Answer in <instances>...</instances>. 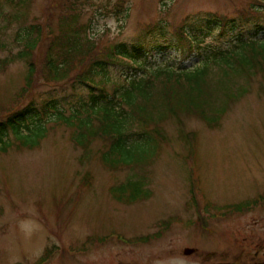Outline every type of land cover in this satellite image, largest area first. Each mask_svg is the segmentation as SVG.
<instances>
[{
    "label": "rangeland",
    "instance_id": "1",
    "mask_svg": "<svg viewBox=\"0 0 264 264\" xmlns=\"http://www.w3.org/2000/svg\"><path fill=\"white\" fill-rule=\"evenodd\" d=\"M252 2L73 0L65 4V0H32L24 24H38L46 33L35 51L39 70L34 89L27 96H19L27 75L24 62L13 63L0 72V115L25 106L31 98L39 101L54 95L71 97L69 84L64 87L42 82L41 63L51 33L59 35L64 23L74 15L80 26H88L87 36L98 40V49L117 42H141L151 49L162 43L143 37L151 24L166 25L172 37L186 20L216 14L236 18L246 13ZM10 11L8 6H2L3 13ZM4 25L1 18L0 37L10 49H0V60L17 51L11 46L20 26L4 29ZM248 27L243 26V30ZM211 29L207 44L230 45V34L219 41V29ZM259 37L263 39L264 32ZM151 53L161 60L175 58L176 63L187 68L198 62L197 57L178 47L168 49L164 57L158 49ZM119 73L115 68L109 71L112 79H118ZM258 79L251 93L231 109L219 128L210 129L196 117L184 118L185 130L195 134L190 146L180 140L176 124L167 122L164 127L169 144L162 147L149 166L152 195L131 205L115 201L110 188L135 171L130 166L108 170L97 158V151L103 149L100 140L92 145L95 155L81 164L83 150L73 143L72 129L64 124L48 123L45 138L35 147L13 146L0 151V264H34L53 246L59 249L47 264H200L201 260L196 259L198 251L192 255L189 249L200 247L197 235L204 224L211 231L203 232L208 237L200 238L202 248L212 245L216 238H232L235 232H242L246 223L253 232H261L264 80ZM87 174L92 176L87 182L89 187L83 183ZM254 200L258 202L248 209L232 210L235 205ZM165 223L174 225L163 233ZM159 231V238L147 240L148 234ZM136 238L147 241L137 243L133 241Z\"/></svg>",
    "mask_w": 264,
    "mask_h": 264
},
{
    "label": "trees",
    "instance_id": "2",
    "mask_svg": "<svg viewBox=\"0 0 264 264\" xmlns=\"http://www.w3.org/2000/svg\"><path fill=\"white\" fill-rule=\"evenodd\" d=\"M31 1L0 0L4 29L20 25L11 46L17 51L0 60V72L18 61L27 65L21 97L34 89L39 70L35 51L46 35L38 24H24ZM72 1L65 0V4ZM3 5L11 11L3 13ZM76 17L64 23L59 35L53 31L51 40L47 38L49 43L41 63L42 82L64 87L65 83L69 84L71 97L54 95L39 101L31 98L25 106L2 113L0 151L6 152L13 146L35 147L45 138L48 123L64 124L72 129L73 143L83 150L81 164L95 155L92 145L100 140L103 149L97 151V158L108 170L130 166L135 171L110 188L111 197L119 203L131 205L151 197L149 166L162 147L169 144L170 137L164 127L167 122L176 124L180 140L190 146L195 134L185 130L184 118L196 117L210 129H217L231 109L251 93L256 80L259 77L264 80V38L259 37L264 32V0H253L249 10L236 18L216 14L186 20L172 37L166 25L151 24L143 37L162 42L151 49L141 42H117L98 49V40L87 36L88 26H80ZM246 25L250 30H243ZM212 27L219 29V41L230 34V45L207 44ZM7 47L10 49L0 37V49ZM173 47L188 51L198 62L187 68L176 63L175 58L161 60L151 53L158 49L164 57ZM112 68L120 71L118 79L110 77ZM91 177L87 174L83 178L85 186ZM257 202L235 205L232 210L242 211ZM170 224L165 223L163 230ZM58 249L57 246L47 249L34 264H47Z\"/></svg>",
    "mask_w": 264,
    "mask_h": 264
},
{
    "label": "flooded vegetation",
    "instance_id": "3",
    "mask_svg": "<svg viewBox=\"0 0 264 264\" xmlns=\"http://www.w3.org/2000/svg\"><path fill=\"white\" fill-rule=\"evenodd\" d=\"M262 207L264 208V202ZM177 224L180 225V223H176V225ZM173 225L174 224L171 223L169 228ZM250 226L249 223H246L241 228L242 232H235L232 238L226 239L219 237L213 240L214 242L212 245L202 248L203 246L201 245L200 238L202 236L208 237V235H205L203 232L209 233L211 231L209 226L204 224V227L199 230L200 235H197V238H199L197 239V245L200 247H192L189 251L192 252V255L198 251L196 259L201 260L200 264H264V229L256 233L250 229ZM168 229L164 230L163 233ZM161 232L162 231L148 234V240L153 241L159 238ZM193 240L196 239L193 237ZM193 240L188 239L189 242H193Z\"/></svg>",
    "mask_w": 264,
    "mask_h": 264
}]
</instances>
